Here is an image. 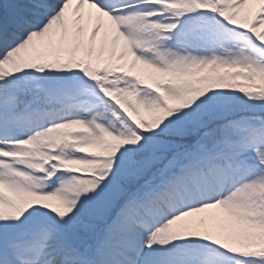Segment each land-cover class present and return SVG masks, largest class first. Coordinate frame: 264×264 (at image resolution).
<instances>
[{"label": "snow or ice", "instance_id": "6c2138e0", "mask_svg": "<svg viewBox=\"0 0 264 264\" xmlns=\"http://www.w3.org/2000/svg\"><path fill=\"white\" fill-rule=\"evenodd\" d=\"M0 264H264V0H0Z\"/></svg>", "mask_w": 264, "mask_h": 264}]
</instances>
